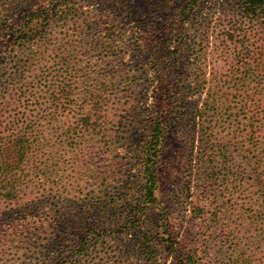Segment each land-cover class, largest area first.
Listing matches in <instances>:
<instances>
[{
    "label": "rangeland",
    "instance_id": "374dc122",
    "mask_svg": "<svg viewBox=\"0 0 264 264\" xmlns=\"http://www.w3.org/2000/svg\"><path fill=\"white\" fill-rule=\"evenodd\" d=\"M125 1V11L111 23L121 34L131 31L134 19L146 20L147 27L172 30L174 44L177 30L185 28L182 65L169 67L163 58L128 50L102 53L95 48L76 57L81 76L90 79L73 81L76 100L81 104L94 92L102 99L101 117L73 136L77 144L72 147L74 124L64 113L61 120L36 128L49 168L39 183L31 165L30 180L35 182L20 187L16 213L0 215V264H242L251 256L249 264H264V196L258 193V183H264V21L231 23L239 15L236 0H202L193 6L199 14L188 24L178 17L191 8L185 0H164L158 8L152 0ZM81 3H87L82 21L98 22L110 14L97 0ZM39 46L25 43L8 54L2 49L0 57L27 60ZM49 57L55 55L49 52ZM194 57H206L202 65L208 77L217 65L224 66L227 76L226 117L206 119L219 134L209 140L195 121L207 92L195 86ZM218 57L226 62L213 64ZM239 57H255L252 65L263 77L256 85L260 108L253 149L245 142L251 121L243 109L254 83L248 82L244 93ZM14 68L15 60L0 62V75L6 80ZM6 90L0 91L2 107L15 94L13 88ZM154 112L168 121L157 155L150 149L159 177L155 197L147 180L149 145L159 139L150 122ZM27 125L24 121L18 128ZM239 171L248 182L242 178V189L236 191L235 178L227 183L226 176Z\"/></svg>",
    "mask_w": 264,
    "mask_h": 264
},
{
    "label": "trees",
    "instance_id": "16d2710c",
    "mask_svg": "<svg viewBox=\"0 0 264 264\" xmlns=\"http://www.w3.org/2000/svg\"><path fill=\"white\" fill-rule=\"evenodd\" d=\"M97 1L101 7L110 10V14L98 22L93 18L81 20L87 4L82 5L81 0H0V50L6 49L8 54L17 51V48H22L25 43L29 45L40 43L38 50L31 52L27 60H19V57H0V62L3 64L8 60L11 62L15 60V73L6 80L4 75H0V91L5 93L7 88H13L15 91L11 102L5 107H2L3 97L0 95V215L2 216L7 213H16L14 202L21 197L19 189L22 184L31 186L37 180L42 183L43 181L40 180L49 168L48 161H43L46 154L42 155L40 151L39 134L36 128L49 120H61L63 117L60 115L64 113L74 124L75 133L70 137L72 144L69 145L72 147L77 144L73 136L87 130L86 127L92 124L90 122L94 117H101L102 99L98 98L94 92L88 93L89 100L85 99L81 104L76 100L79 92L76 91L77 87L72 88L73 81L90 80L87 75L81 76V71L76 68V57H86L95 48L102 53L128 50L135 54L145 53L147 57H154L156 60L163 58L169 67L170 64L178 67L182 65L183 57H180V54L185 43V28L177 30V40L180 38L177 45V40L173 44L172 30L168 33L156 24L147 27L144 24L146 20L134 19L131 31L129 30L128 34H121L111 23L112 17L123 14L126 1ZM161 1L164 0H152L157 8ZM200 1L202 0H185L191 8L182 10L178 14L183 24H188L193 17L198 16L199 11H194L192 8L194 5L198 7ZM236 1L239 15L237 20L231 23L237 25L241 22L253 24L264 21V0ZM18 13L20 16L15 19ZM155 14L156 11L149 15L153 18ZM82 24H86L84 28ZM225 36L233 37L227 33ZM49 52L55 55L54 59L49 57ZM239 58L242 65L237 67V71L244 78L245 88L248 82L254 83L251 89L252 98L245 97L246 105L243 109V115L251 121L245 142L249 148L253 149L256 146L255 119L259 116L257 114L260 108L257 93L259 89L256 85L260 86L263 77L257 74L259 67L255 69L252 65L255 57ZM51 60H56V64L50 66ZM203 62H207L206 57H194L195 86L199 92H207L204 110L195 116V121L199 120L209 140L212 139V135L219 134L216 131L217 126L206 119L223 120L226 117L227 76L224 74V66L218 68L217 65L208 77L203 69ZM225 62L223 57H218L213 64ZM247 90L248 87L244 93ZM97 98L98 101H95ZM90 104L92 106L87 113ZM262 105H264L263 101ZM43 106L48 108V112L41 108ZM208 113L214 115L207 116ZM151 115L152 132L156 133L159 139L151 141L149 145L147 180L148 187L155 197L159 177L157 170H153L151 164H154L152 160L156 158L159 144H163L162 137L167 132L168 121L163 119L162 113L154 112ZM32 118H35L37 123L30 121ZM24 121H28L27 127L19 129L18 124ZM150 149L153 150V154L156 153L155 156ZM211 149L212 147L207 148L208 152H211ZM251 149H248L249 153ZM47 157L49 160V156ZM213 164V161H208V165L213 166ZM31 165L35 168V181L30 180ZM230 177H234V183L238 184L235 187L236 191L242 189V178L247 181L246 175H242L241 171L235 175L228 174L227 183H230ZM261 178L264 182V174ZM258 185L260 186L258 193L264 196V183L259 182ZM250 186L253 189L256 188L255 184ZM154 197L150 198L155 199ZM19 220H15L18 225ZM14 228H16L15 225L11 227L12 230ZM251 257L245 258L241 263H251L254 261Z\"/></svg>",
    "mask_w": 264,
    "mask_h": 264
}]
</instances>
